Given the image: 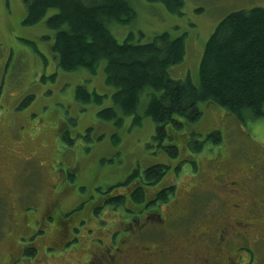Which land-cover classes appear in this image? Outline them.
Segmentation results:
<instances>
[{"label": "rangeland", "instance_id": "rangeland-1", "mask_svg": "<svg viewBox=\"0 0 264 264\" xmlns=\"http://www.w3.org/2000/svg\"><path fill=\"white\" fill-rule=\"evenodd\" d=\"M129 2L136 19L130 24L107 22L111 34L119 43L128 35L132 43H146L161 32H168L171 38L184 36V59L169 69V77L188 79L195 86H199L198 67L205 43L219 21L233 11L264 8V0H183L182 14L174 15L159 3ZM53 13L49 11L47 16ZM24 17L23 0H0V188L11 190L5 194L9 202L0 197V264L5 259L9 264H88V260L91 264H139L134 251L126 254L131 243L157 249L162 239L164 251L171 253L193 235L196 224L209 221L218 226L224 215L227 222L231 211L238 210L242 220L254 223L258 238L264 235V219L247 214V209L258 213L256 199H264V116L236 122L237 130L223 109L199 103L201 117L191 123L176 116L181 126L169 123L166 130L171 139L158 144L153 138L156 123L144 114L151 89L141 94L136 113L123 117L119 126L104 120L97 113L114 106L111 97L115 91L105 83L104 62L95 74L83 68L61 70L51 50L53 31L44 21L24 26ZM77 86L102 95L101 102L77 101ZM135 116L140 118L138 123H134ZM181 138L188 140L186 152ZM167 141L179 152L183 147V156H171L164 148ZM181 159L172 179L176 195L160 209L166 228L147 223L145 229L153 231L138 233L135 222L143 218L142 213L127 205L130 213L105 205L89 215L99 198L113 192L127 194L129 189H121L122 185L109 188L124 182L133 170L138 169L141 176L151 165L173 166ZM201 185L203 190L198 191ZM190 193H197L194 201L188 200ZM236 202L239 207L234 206ZM80 203L83 208L71 212ZM115 212L123 217L121 222ZM150 212H145L146 222ZM81 213H85V222L73 225V235H67L64 228L72 218L80 220ZM214 233L201 237L200 248L211 243L217 231ZM111 234L122 244L115 242L110 247ZM255 234L248 242L243 237L235 242L236 246H250L259 258L264 250L258 244L264 242H253ZM16 247L22 251L13 252ZM103 248L112 250L106 253ZM232 258L229 264L236 260ZM241 258L246 262L247 254Z\"/></svg>", "mask_w": 264, "mask_h": 264}, {"label": "trees", "instance_id": "trees-1", "mask_svg": "<svg viewBox=\"0 0 264 264\" xmlns=\"http://www.w3.org/2000/svg\"><path fill=\"white\" fill-rule=\"evenodd\" d=\"M145 1L161 4L170 14H182L183 0ZM23 3L25 17L22 25L32 26L44 21L45 26L53 31L51 50L57 67L61 70L70 72L83 68L95 74L98 65L104 62L105 83L115 89L111 97L114 106L104 108L97 114L106 121H112L115 126L121 124L123 117L136 113L140 96L147 89L152 91L148 93L149 99L144 114L156 123L153 138L158 144H162L167 137L171 139L166 130L169 123L177 128L181 126L176 116L191 123L197 121L201 117L199 103L216 105L223 109L229 115V120L235 121L233 127L237 130L236 122L254 121L264 116L263 7L255 6L233 11L219 21L205 43L198 67L199 86H195L188 79L182 81L169 77V69L179 65L184 59V36L171 38L168 32H161L155 34L146 43H132L131 35H128L122 43H119L111 34L106 26L107 22L130 24L136 19V11L129 0H23ZM52 10L54 13L47 16ZM102 97L93 91H87L83 86H77L75 90V98L80 102L100 103ZM139 119L135 116L134 123H138ZM212 134L217 135L214 132ZM235 134H238V131ZM181 142V146L185 144L186 152L189 148L188 140L181 138ZM164 148L173 157H177L178 154L183 156V147L179 152L173 142L167 141ZM199 149L201 146L196 151ZM182 160H178L173 166L151 165L144 169L141 176L138 169L133 170L124 182L109 188L122 185L121 189H129L127 194L113 192L105 199L99 198L92 204L89 215L93 216L96 209L105 205L113 208L121 207L125 213H130V210L125 208L127 205L136 208L139 214L142 213L143 218L135 222L138 224L139 232L145 235L151 233L145 229L147 223H151L156 228L163 226L166 228L167 224H164L160 209L168 205L172 201L171 198L176 195V182L172 179L179 170ZM163 178L165 180L159 184ZM196 196L197 193H190L187 198L193 200ZM83 206L84 204L80 203L71 212H77ZM149 210H151L147 214L149 221L146 222L145 212ZM84 215L85 213H81L83 219L80 217V220L72 218L68 227L66 226L69 235H73V225L77 226L85 222ZM116 215V220L121 222L123 217L119 213ZM224 216L219 227L209 221L194 226L193 235L189 234L179 246V251L183 252L185 258L181 259L184 260V264H186L185 260H192L194 264L203 263L205 260H209L210 264H228L227 258L233 259V256L240 264H248V261L249 264H264L262 263L264 254L259 258L255 253L247 254L244 262L241 258L246 254L241 251L244 247L243 243L237 246L229 245L228 241L224 240L228 236L223 231L232 230L231 226L224 228ZM171 219L172 222L175 221V217ZM116 220L114 224L118 226ZM243 221L246 223L245 220ZM176 222L182 223V221ZM172 224L176 227L175 223ZM252 224L249 233L254 236V224ZM122 225L123 223H119V226ZM135 225L128 227L132 229ZM237 227L238 232L240 227ZM209 228H211L210 232H208ZM205 231L211 235L217 231V235L214 233L215 237L211 243L200 248L201 237L206 236ZM131 232L132 230L128 234ZM110 238L113 243L122 244L121 239L114 238L112 234ZM258 247L264 250V244L260 243ZM247 248L253 250L250 246ZM163 259L165 260L163 264L167 263V259L174 261V254H166L161 261ZM9 262L5 259L4 263L9 264Z\"/></svg>", "mask_w": 264, "mask_h": 264}, {"label": "flooded vegetation", "instance_id": "flooded-vegetation-1", "mask_svg": "<svg viewBox=\"0 0 264 264\" xmlns=\"http://www.w3.org/2000/svg\"><path fill=\"white\" fill-rule=\"evenodd\" d=\"M256 167V166H255ZM254 167V168H255ZM253 168V169H254ZM252 169V170H253ZM251 170V171H252ZM253 171H255V169L253 170ZM250 175H252L253 176V173H249ZM256 175H258L257 174V172H256ZM245 179V178H244ZM228 184H229V182H227ZM202 186L203 185H201L200 186V189H198V191H202L203 189H202ZM229 190H232V189H229ZM243 193L245 194V195H247L248 194V192L246 191V188H243ZM8 193H10L11 194V190H10V192H4L3 191V189L2 188H0V197L3 199V200H5V201H7V202H9V199H8V197L7 196H5V194H8ZM239 202H237V204H234V206L235 207H239ZM262 204V205H261ZM256 205L257 206H259L260 207V211L258 212V213H254L253 211H251V210H249V209H247V214H250L251 215V217H255V218H257V219H260L261 217H262V220L264 219V199L262 198V197H257V199H256ZM48 213L46 212L45 213V216L47 215ZM231 214H232V216H230L229 218H226L225 220H227V222H225V224H224V228H228V226L230 227L231 226V229L233 230H231V231H229V232H225V231H223V233L226 235V236H228V237H226L224 240H226V241H228V244L229 245H231V244H235L236 245V242H235V238H237V237H243L245 240H247V242H248V238L250 239L251 238V235H250V233H249V227H251L250 225H251V223L252 222H246V223H244V221L242 220V218H241V210L239 211H231ZM44 216V217H45ZM254 224V223H253ZM252 224V225H253ZM237 226H239L240 227V231H238L237 232V228L236 227ZM165 226H163L162 228H164ZM245 227V228H244ZM242 228H244V229H242ZM247 228H248V231H247ZM66 230H68L67 229V227H66ZM70 231V230H69ZM146 231H149V232H151V231H153V230H151V229H146ZM71 232V231H70ZM140 233V232H139ZM205 235H208L209 233H204ZM231 234H234V236H229V235H231ZM240 234V235H239ZM67 235H69V233H67ZM194 237V236H193ZM234 239V240H233ZM161 242H163L162 244H160V246H159V248H157V249H155L154 248V245H151V246H141V245H143V244H141V243H138V244H141V245H137V244H135V243H131L130 244V246L126 249V254L129 252V251H134V253H136L135 254V257H134V259H136L137 260V262H139V264H163L164 262H165V260L163 259L162 261H161V259L163 258V257H165L166 256V254L165 253H167V254H170V252L169 251H167L166 249H165V251H164V248H163V246H165L166 245V242L164 241V240H162V239H159ZM253 242H255V241H260V242H264V236H260L259 238H258V235L256 236V237H254L253 239ZM262 244H264V243H262ZM112 245H113V242H112V240H111V245H110V247H112ZM248 246H245L244 245V247H242V248H244V249H247V252H244V253H246V254H251V253H253L254 254V251L253 250H251V249H249V248H247ZM105 249H106V253H108L110 250H112V248H103V250L105 251ZM180 249V248H179ZM179 249L177 248V247H174V248H172V254H174V259H176V258H178V260L176 261V260H174V261H169V262H167V263H165V264H174V263H178V264H181V262H182V260L181 259H184L183 257H184V255H183V252H181L180 253V251H179ZM117 250V252L119 251V255H123L122 253H120L121 251L117 248L116 249ZM177 250H178V252L179 253H177ZM17 251V253H20L21 251H22V248L21 249H19V248H15V250L13 251V252H16ZM141 253L140 255H138V253ZM16 253V254H17ZM176 253H177V257H176ZM9 255V254H8ZM114 256V255H113ZM112 256V254L111 255H109V257H111V260L112 261H114V257ZM12 259H14V258H12ZM231 261V258L230 257H228L227 258V262H228V264H229V262ZM89 262H90V260H88V264H89ZM250 263V261H248V264ZM200 264H210L209 263V260H205V261H203V263H200ZM215 264H219V263H215ZM232 264H240V262H238V261H236V260H233L232 261Z\"/></svg>", "mask_w": 264, "mask_h": 264}]
</instances>
